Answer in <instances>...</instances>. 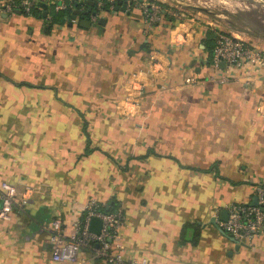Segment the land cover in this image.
Here are the masks:
<instances>
[{
	"label": "crops",
	"instance_id": "0c3cea01",
	"mask_svg": "<svg viewBox=\"0 0 264 264\" xmlns=\"http://www.w3.org/2000/svg\"><path fill=\"white\" fill-rule=\"evenodd\" d=\"M51 9L0 7V176L32 187L25 210L0 216V264H99L87 248L55 261L43 229L90 199L122 208L127 258L264 264V235L247 245L221 225L264 184V67H216L217 31L194 16L149 24L126 4L86 26Z\"/></svg>",
	"mask_w": 264,
	"mask_h": 264
},
{
	"label": "built area",
	"instance_id": "2783aa9c",
	"mask_svg": "<svg viewBox=\"0 0 264 264\" xmlns=\"http://www.w3.org/2000/svg\"><path fill=\"white\" fill-rule=\"evenodd\" d=\"M88 1L78 0L80 6L75 7L72 0H0V7L7 12L19 9L27 14L32 13L35 8L49 5L56 11L71 7L73 11L79 9L88 12L90 20L98 23L106 2L109 1L110 7H114L115 0H96L95 10L93 8L89 10ZM133 5L141 7L149 24L161 22L165 14L175 16L180 23H184L189 18L187 16L183 19L184 11L163 8L155 1L130 0L127 7L130 8ZM49 16L52 17V14ZM72 19L76 20V17ZM212 61L216 67H221L222 61H225L228 68L249 65L264 67V49L234 32L218 30L215 34ZM131 91V96L127 98V108H136L140 103L139 97L143 92V83L135 81ZM31 191L32 187L26 185L22 193L17 185L0 176V216L4 219H12L14 209L25 210ZM256 192L259 204L230 202L227 206L229 217L221 223L226 232L247 245H253L258 236L264 235V184H258ZM95 216L102 220L99 232L91 228V221ZM124 223L125 216L121 207L104 209L98 200L90 199L86 202L80 217L70 222H65L62 217H55L51 222L44 224L43 229L50 232L52 258L55 261H77L80 250L87 248L97 257L99 264H149V258L146 255L135 258L126 257L124 247L119 242V231Z\"/></svg>",
	"mask_w": 264,
	"mask_h": 264
},
{
	"label": "rangeland",
	"instance_id": "374dc122",
	"mask_svg": "<svg viewBox=\"0 0 264 264\" xmlns=\"http://www.w3.org/2000/svg\"><path fill=\"white\" fill-rule=\"evenodd\" d=\"M142 1V0H141ZM155 1L163 8L176 9L184 11L183 19L187 16H194L192 22H198L203 25H210V31L218 30L234 32L244 39L258 45L264 49V0H223L233 6L236 11L232 12L225 6L217 4L213 8H206L193 5L192 1L197 0H150ZM200 1V0H198ZM211 2V0H205ZM213 4V3H212ZM222 8V9H221ZM221 11L225 12L227 17L219 15ZM165 19L169 14H165ZM211 22V24H208ZM181 31V24L171 23V27L178 26ZM175 32L176 35L182 37L181 32ZM180 38L179 40H181ZM132 85H130L131 87Z\"/></svg>",
	"mask_w": 264,
	"mask_h": 264
},
{
	"label": "trees",
	"instance_id": "16d2710c",
	"mask_svg": "<svg viewBox=\"0 0 264 264\" xmlns=\"http://www.w3.org/2000/svg\"><path fill=\"white\" fill-rule=\"evenodd\" d=\"M94 1H96V0H94ZM72 2H73V4L75 5V7H79L80 6V2H78V0H72ZM128 3H130V0H115L114 1V6H116V5H121V6H123L124 8L126 7V4H128ZM42 4V3H41ZM40 4V5H41ZM45 8V6H43L42 8H40V7H38V8H35L34 9V11L32 12L33 14H35V13H38V14H43V10L42 9H44ZM97 8V3H95L94 5H93V10H95ZM105 8L107 9V8H111L110 7V2L109 1H107L106 2V5H105ZM50 11H52L51 13H52V18H54V19H56L57 17L58 18H60V20H70V19H72V17H73V14H74V11H73V9L70 7V8H68V9H65V10H59V11H56V10H54V9H51ZM23 12V11H22ZM81 13H82V16H87L89 13L88 12H86V11H84V10H82L81 11ZM27 14V13H26ZM101 205V204H100ZM101 207L102 208H104V209H108L106 206H104V205H101ZM113 207H118L117 205H112V206H110L109 208H113Z\"/></svg>",
	"mask_w": 264,
	"mask_h": 264
},
{
	"label": "water",
	"instance_id": "95a60500",
	"mask_svg": "<svg viewBox=\"0 0 264 264\" xmlns=\"http://www.w3.org/2000/svg\"><path fill=\"white\" fill-rule=\"evenodd\" d=\"M88 2H89V4H90V6H89V10H92L95 1H94V0H89ZM80 12H81V11H80L79 9H75L74 14H73V17H76L77 14H79ZM105 21H106V19H105L104 17H101V18L99 19V22H100V23H104ZM82 23H83L84 25H86V26H90L91 23H92V21H91L90 19L84 18V19H82ZM221 65H222V66H225V65H226L225 61H222V62H221ZM252 203H254V204H259V201H258V197H257V196H255L254 201H253ZM222 214H223V216H224V218H223L224 220L228 219V217H229V211H228L227 209L223 210V211H222ZM101 226H102V220H101L99 217H96V216L93 217V218H92V221H91V228H92L94 231L99 232Z\"/></svg>",
	"mask_w": 264,
	"mask_h": 264
},
{
	"label": "bare ground",
	"instance_id": "6f19581e",
	"mask_svg": "<svg viewBox=\"0 0 264 264\" xmlns=\"http://www.w3.org/2000/svg\"><path fill=\"white\" fill-rule=\"evenodd\" d=\"M211 2H212L213 4L210 3V2H207V1H205V0L192 1L191 3H192L193 5H197V6H201V7H206V8H211V7L213 8L214 6H216L217 4H219V5H222V7L225 6L227 9H229V10L232 11V12L236 11V9H235L233 6H231L230 4H228L227 2H225V1H223V0H211ZM223 8H224V7H223ZM221 9H222V8H221ZM219 15L224 16V17H227L226 13L223 12V11H221V13H220Z\"/></svg>",
	"mask_w": 264,
	"mask_h": 264
}]
</instances>
